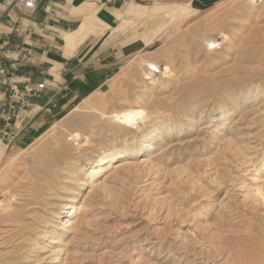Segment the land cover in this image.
<instances>
[{"label": "rangeland", "instance_id": "374dc122", "mask_svg": "<svg viewBox=\"0 0 264 264\" xmlns=\"http://www.w3.org/2000/svg\"><path fill=\"white\" fill-rule=\"evenodd\" d=\"M146 22L113 30L119 45L97 60L124 44L127 54L106 68L75 61L63 80L74 93L62 90L57 111L20 141L0 140V264H264V0ZM222 33L221 48L206 50ZM143 60L170 73L149 79ZM92 101L145 116L122 129L89 113ZM74 131L87 139L70 149ZM131 144L125 167L124 157L99 165Z\"/></svg>", "mask_w": 264, "mask_h": 264}, {"label": "crops", "instance_id": "0c3cea01", "mask_svg": "<svg viewBox=\"0 0 264 264\" xmlns=\"http://www.w3.org/2000/svg\"><path fill=\"white\" fill-rule=\"evenodd\" d=\"M137 1L150 3L155 0H37L38 8L34 13L22 16L17 9H14L11 13L13 21L4 17V8L0 5V63L6 66L8 73L13 75L14 80L29 82L32 87H41V92L30 98V105L24 111L23 123L16 126L11 124L8 127L10 132L15 135V142L22 139L26 126L39 114L48 115V113L52 114L57 111L58 99L63 89L66 91V96L74 93L63 84V80L64 76H68V72L74 75L72 69H74L75 61H77L78 66L86 68L88 64L97 60L99 54L107 46L116 48L115 46L119 45V43L110 45L113 42L112 31L116 28L111 25L116 22L115 10L127 7L132 3L139 4ZM182 1L191 3L192 6L201 11L213 7L221 0H169L162 3ZM87 2L94 3L95 8L98 9V17L109 23L111 27L99 36H89L68 57L66 56L65 41L62 34L77 30L80 21L73 15V10ZM18 16L21 17L20 20H17ZM133 45V47H138L136 46L138 43ZM115 51L106 54L103 62L98 59L97 61L100 63L98 66L106 68L118 60L113 58L127 54L130 50L124 44ZM27 53L29 59L25 61L22 59V55ZM95 68L98 69L97 66ZM77 78L81 80L83 77L74 76V79ZM8 96L9 94L5 93L2 96V103H0L1 129L5 127L2 115L9 110Z\"/></svg>", "mask_w": 264, "mask_h": 264}, {"label": "bare ground", "instance_id": "6f19581e", "mask_svg": "<svg viewBox=\"0 0 264 264\" xmlns=\"http://www.w3.org/2000/svg\"><path fill=\"white\" fill-rule=\"evenodd\" d=\"M257 1L258 0H247V3L252 4V3H255ZM188 9L196 10L195 7L192 6L188 2L187 3H184V2L162 3V4H157L154 6H144V5L132 3V4H129L125 8L115 10V19H116V21H118L120 23V25L118 27L114 28L113 32H116L119 29L125 28L126 26H128L130 24L131 21H133L135 19H144V20H147V22H148V19L150 20V19H157V18L158 19L159 18H171L173 14H175L179 11H182V13L187 12ZM97 13H98V9L95 8V5L93 2H87V3L83 4L82 6H80L79 8H75L73 10V15L80 21V25L76 31L66 32V33L62 34V37L65 41L66 56L70 57L73 54V52L77 49V47L80 46L86 39H88L89 36H91V35L99 36L102 33H104L106 29L111 27V25L109 23H106L102 19H100L98 17ZM185 14H187V13H185ZM184 18H186V16ZM179 19H180V17H179ZM171 21H173V19ZM153 33H154V29L145 27V29L143 30L142 35H141L142 40H143L142 46L148 47L154 43L155 37H154ZM155 33H157V32H155ZM161 36H162V34H161ZM226 38H227V35L225 33H222L221 34V40L222 41H220V39H216V38L206 39V40H204L203 46H205L206 50H208V48L210 46H212V50L220 49L221 46L223 45V41ZM260 49H261V51H264V47H260ZM263 55H264V53H263ZM142 63H143L142 65H144L143 74L145 76H147V78H149V79H152V77H156L157 73H160V74L161 73H166V74L170 73V69L167 67V65H160L156 61H151V60H147V61L145 60L144 61L143 60ZM139 65H141V64H139ZM86 101L87 100H84L83 103ZM89 104L92 106V107L88 108L89 113L95 115L98 119H100L101 121H104L105 123H110L114 126L122 128V129H128L129 130L133 127L138 128L139 120H142L145 116V112L141 109L126 108V109H121V110L106 111L105 108L104 109L103 108L102 109L96 108L95 107L96 106L95 101H92ZM78 109H79V107H76L74 110H78ZM82 133L80 131H74L72 133V137L70 138V140H68L69 141L68 146L70 149H72L71 147H73L72 143L70 141L74 142V141H79L82 139H84V140L87 139V136L84 135V133L83 134ZM77 144H78V142H76L74 145L77 146ZM136 151H137V149H136L134 144L127 145V146L120 148V149H114L108 156L103 158V160L101 161V164H99V165H104L106 163L111 164L112 161H114L118 157H124L125 158L124 160H121L119 163H117L118 166L116 167V169L125 167L129 163L127 157L133 156L136 153ZM16 157H17V155H16ZM110 166L111 165H109V167ZM104 169H106V166L102 167V168L95 167V168H93L91 173L97 174L101 170H104ZM94 183H96V182H94ZM96 185L97 184H94L93 186L96 187ZM1 204H2V202H0V205ZM67 227H68V224H67ZM261 242L262 241H260V243ZM248 244H251V243H248ZM243 247H241V248L244 249ZM262 247L264 248V246H262ZM247 250H249V249H247ZM257 252H258V250H257ZM246 253L242 254L243 257L246 256L247 254H249V253H247V254ZM250 253H252V252H250ZM257 254H256V256H257ZM255 257L253 255L252 258H255ZM249 258H250V256H249ZM245 261L244 262L246 264L247 260L245 259ZM259 261L262 262V259ZM253 262H255V261H253ZM249 263H250V261H249ZM239 264H240V262H239Z\"/></svg>", "mask_w": 264, "mask_h": 264}, {"label": "built area", "instance_id": "2783aa9c", "mask_svg": "<svg viewBox=\"0 0 264 264\" xmlns=\"http://www.w3.org/2000/svg\"><path fill=\"white\" fill-rule=\"evenodd\" d=\"M0 5L4 8V17L12 21L11 13L14 9L25 16L34 13L38 8L37 0H0ZM22 59L27 61L29 54H23ZM12 77L13 75L8 73L6 66L0 63V103L3 101L2 96L5 93L9 94L7 97L9 110L2 115L5 127L0 128V140L7 142L8 145L15 140V135L8 127L11 124L16 126L23 123L24 111L30 105V98L41 92L40 86L32 87L29 82L14 80Z\"/></svg>", "mask_w": 264, "mask_h": 264}]
</instances>
